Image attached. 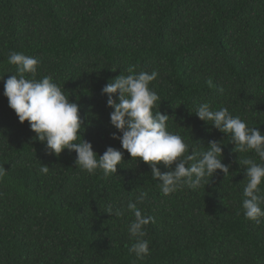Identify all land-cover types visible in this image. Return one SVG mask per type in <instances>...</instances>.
Instances as JSON below:
<instances>
[{
  "label": "trees",
  "instance_id": "trees-1",
  "mask_svg": "<svg viewBox=\"0 0 264 264\" xmlns=\"http://www.w3.org/2000/svg\"><path fill=\"white\" fill-rule=\"evenodd\" d=\"M13 51L38 59L36 79L51 76L78 103L81 135L95 153H123L117 174L87 173L75 152L48 154L28 122H19L3 94L4 81L17 74L8 63ZM130 65L137 73L158 72L150 85L160 97L154 111L170 117L168 130L184 139L189 154L221 142L230 174L217 171L208 185L165 196L151 168L112 139L122 134L110 123L113 109L102 89ZM3 77L0 264H264V219L244 216L247 180L238 159L261 161L235 152L230 134L195 116L209 103L264 135V0H0ZM158 167L165 173L175 164ZM141 192L147 196L138 207L154 220L142 260L130 252L134 216L127 211ZM108 206L125 213L110 216Z\"/></svg>",
  "mask_w": 264,
  "mask_h": 264
},
{
  "label": "clouds",
  "instance_id": "clouds-1",
  "mask_svg": "<svg viewBox=\"0 0 264 264\" xmlns=\"http://www.w3.org/2000/svg\"><path fill=\"white\" fill-rule=\"evenodd\" d=\"M8 63L17 66V74L4 81L3 94L19 122H28L31 131L36 133V139L46 145L48 154L59 156L64 150L75 152L76 165L87 173L95 174L100 170L106 176L117 174L118 166L124 162L123 153L113 147H108L103 155L93 151V145L81 135L84 122L79 115L78 103L71 102L64 87L62 89L51 76L36 79L40 61L13 51ZM135 67L130 65L126 69L127 75H119L102 89V94L108 97L107 107L113 109L110 123L122 134L113 133L112 139L120 141L132 160L142 161L151 168L152 179L160 182V190L165 196L185 185L193 190L208 185L217 171L224 176L230 174L229 166L223 163L221 142L210 141L206 150L197 152L192 149L189 154V145L184 139L168 130L170 117L159 110L154 111L160 97L150 85L157 79L158 72L137 73ZM195 116L208 125L210 122L219 132L230 134L236 145L235 152H252L259 157L261 163L251 157L238 159L239 165L244 166L247 180L242 201L244 216L259 224L264 219V194L261 193V185L264 184V135L257 127H249L239 116H233L227 108L214 110L209 103L198 105ZM161 164L167 168L175 164V168L162 173L158 167ZM49 170L42 164L39 169L42 174ZM6 172L0 165V180ZM146 196L141 192L135 201L127 204V211L134 216L128 226L129 235L134 239L130 252L141 260L150 254L146 228L154 223L153 218L145 216L138 207ZM106 213L119 218L125 210L108 206Z\"/></svg>",
  "mask_w": 264,
  "mask_h": 264
}]
</instances>
